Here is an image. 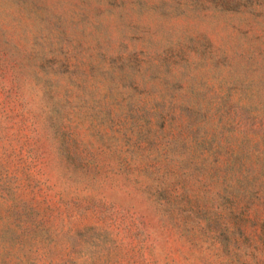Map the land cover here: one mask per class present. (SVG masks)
Segmentation results:
<instances>
[{
    "label": "rangeland",
    "instance_id": "374dc122",
    "mask_svg": "<svg viewBox=\"0 0 264 264\" xmlns=\"http://www.w3.org/2000/svg\"><path fill=\"white\" fill-rule=\"evenodd\" d=\"M0 264H264V0H0Z\"/></svg>",
    "mask_w": 264,
    "mask_h": 264
}]
</instances>
